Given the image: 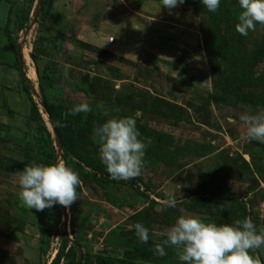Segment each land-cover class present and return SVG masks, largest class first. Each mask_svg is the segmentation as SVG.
Segmentation results:
<instances>
[{"label": "rangeland", "instance_id": "374dc122", "mask_svg": "<svg viewBox=\"0 0 264 264\" xmlns=\"http://www.w3.org/2000/svg\"><path fill=\"white\" fill-rule=\"evenodd\" d=\"M48 1L33 16L37 0H0V264H50L63 232L67 249L75 248L68 261L180 264L174 248L163 257L153 251L180 216L231 224L247 213L264 230V144L248 142L241 121L264 109V26L239 35L237 0H222L215 13L200 0L171 10L161 0H51L49 9ZM28 14L18 31L16 21ZM6 18L8 34L21 44L24 77L37 99L42 86L65 153L80 165L69 166L81 184L64 213L60 205L30 210L18 196V171L63 162L41 107L50 139L41 140L40 123L29 120ZM128 35L133 45L124 42ZM64 64L71 65L67 79ZM81 102L93 111L66 115ZM99 102L133 117L141 136L151 138L141 176L116 181L101 164L92 138L105 119L95 110ZM165 193L175 195V208L164 207ZM137 222L149 229L147 244L136 237ZM257 251L264 264V248Z\"/></svg>", "mask_w": 264, "mask_h": 264}, {"label": "clouds", "instance_id": "9594fccd", "mask_svg": "<svg viewBox=\"0 0 264 264\" xmlns=\"http://www.w3.org/2000/svg\"><path fill=\"white\" fill-rule=\"evenodd\" d=\"M185 0H161V7L171 10ZM211 13L217 12L222 0H200ZM239 13L234 25L235 31L246 37L255 31L257 25L264 26V0H237ZM70 64H64L63 75L68 78ZM95 110L104 117V122L92 129V138L98 146L99 160L105 171L116 181H128L142 175L147 161L146 151L151 138L142 137L136 120L130 116L112 113L103 102L95 104ZM93 111L89 102L74 105L67 116H77ZM248 142L264 144V109L255 115H243ZM23 205L37 212L56 205L65 208L78 200L77 188L81 184L79 174L64 163L32 164L16 173ZM165 208L178 204L174 194L165 193ZM137 239L147 244L149 229L142 223L134 225ZM163 238L155 244L153 251L160 257L167 255L166 248L177 250L180 264H260L250 253L264 248V230L257 231L250 217L231 224L204 222L196 216H180L175 223L160 233Z\"/></svg>", "mask_w": 264, "mask_h": 264}, {"label": "trees", "instance_id": "16d2710c", "mask_svg": "<svg viewBox=\"0 0 264 264\" xmlns=\"http://www.w3.org/2000/svg\"><path fill=\"white\" fill-rule=\"evenodd\" d=\"M44 2L45 0H41L40 1V7H39V10H38V14H40L39 12L44 8ZM51 6V0L48 1L46 7H49ZM28 19H29V14L26 15L24 18H23V21L20 22V21H16V24H17V29L18 31H21L24 29L25 27V24L28 22ZM4 33H5V36L7 38V41L9 42V44L11 45L12 49H13V52H14V56L16 58V70L18 71L19 73V76H20V79H21V82L24 84V90L25 92H27V94L29 95V102H30V107H29V120L31 121H38L41 125V128L38 130V133H39V137L41 140H49L50 139V134L48 133L44 123L42 122V119L40 117V114H39V104L37 101H35L31 96H33V93L31 92L30 90V87L29 85L26 84V78L24 77V73H23V69L22 67H20V64H19V60H18V51L16 49L17 45L14 43V41L11 39V36L8 34V19L6 18L5 19V24H4ZM21 52V48L19 50ZM45 79V77H44ZM38 90L40 92V99H41V104L43 105L44 107V112L47 114L48 118L50 119V122L55 130V134H56V138L59 140L60 142V146H61V151L64 150V154L62 155L61 157V160L64 164H66L67 166H75L78 170H80V165L77 164V163H74L71 161V159L68 157V155H66L65 153V145L63 143V139L60 135V132H59V129H58V115L57 114H54L52 112V109H51V101L49 100L48 96L43 93V89H42V86L41 85H38ZM53 149H52V153H53ZM53 159L54 156H53ZM94 166V165H93ZM93 166L91 165V167L93 168ZM90 167V168H91ZM108 175H105L104 178H107ZM130 186L132 187L133 184H130ZM143 196V195H142ZM220 197H225V198H230L229 195H221ZM246 215H244V218L247 216V213H245ZM61 234V251L55 256V258L52 260V262L50 264H59V262L63 259L65 260V264H80V262L77 261V257L72 259V260H69L68 261V258H69V255H72L74 253V247L73 246H70L68 249H67V246L69 244V241L67 239V235L63 232V233H60ZM67 249L66 253H64V251ZM77 250V249H76ZM84 252V254L86 255L85 257V260H89L88 259V256H89V253H87L85 251V249H81L79 251V253L81 252ZM257 250L255 251H252L250 254L255 258V256L257 255ZM100 263L101 264H127L125 261L123 260H110V261H106V259H103L101 258L100 259Z\"/></svg>", "mask_w": 264, "mask_h": 264}, {"label": "water", "instance_id": "95a60500", "mask_svg": "<svg viewBox=\"0 0 264 264\" xmlns=\"http://www.w3.org/2000/svg\"><path fill=\"white\" fill-rule=\"evenodd\" d=\"M40 1H41V0H37V5H36V9L34 10L33 16H36L37 13H38L39 6H40ZM20 47H21V44H18L17 47H16V49H17V51L19 52V53H18V60H19L20 67H22V54H21V52L19 51V50H20ZM25 78H26V77H25ZM26 83L29 85L31 92L33 93V97H35V99L37 100V102H38V104H39V107H41V109H42L43 112H44V107H43V105L41 104V99H40V98L37 99L38 96L35 95V93H34V89H33V87L31 86V84H30V82H29L28 80H26ZM44 114H45L46 117H47V122H48V125H49L50 129H51V133L54 135L55 147H56V149H57V151H58L57 156H58V158L61 160V157H60V155H61V146H60V142H59V140L56 138L55 130H54V128H53V126H52V124H51V122H50V119L48 118V116H47V114H46L45 112H44ZM61 207H62V210H63V213H64V207H63V206H61Z\"/></svg>", "mask_w": 264, "mask_h": 264}, {"label": "crops", "instance_id": "0c3cea01", "mask_svg": "<svg viewBox=\"0 0 264 264\" xmlns=\"http://www.w3.org/2000/svg\"><path fill=\"white\" fill-rule=\"evenodd\" d=\"M2 14H3V13H1V15H0V16H1L0 19H2ZM126 33H127V32H126ZM126 33H125V34H126ZM130 33L132 34L131 31H130ZM131 34H130V35H131ZM130 35H128L127 37H125L123 40H124V42H125L126 44H128V45H133L135 42L131 39L132 36H130Z\"/></svg>", "mask_w": 264, "mask_h": 264}]
</instances>
